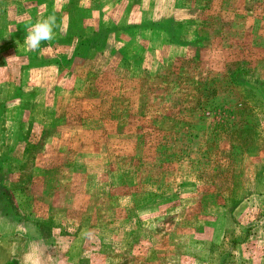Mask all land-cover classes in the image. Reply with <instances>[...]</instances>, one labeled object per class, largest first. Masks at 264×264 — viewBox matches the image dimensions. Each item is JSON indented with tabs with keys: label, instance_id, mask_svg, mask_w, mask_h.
<instances>
[{
	"label": "rangeland",
	"instance_id": "rangeland-1",
	"mask_svg": "<svg viewBox=\"0 0 264 264\" xmlns=\"http://www.w3.org/2000/svg\"><path fill=\"white\" fill-rule=\"evenodd\" d=\"M0 264H264V0H0Z\"/></svg>",
	"mask_w": 264,
	"mask_h": 264
},
{
	"label": "clouds",
	"instance_id": "clouds-1",
	"mask_svg": "<svg viewBox=\"0 0 264 264\" xmlns=\"http://www.w3.org/2000/svg\"><path fill=\"white\" fill-rule=\"evenodd\" d=\"M59 28L57 18L52 15L39 20L26 28L24 44L29 51H39L41 45L56 39V29Z\"/></svg>",
	"mask_w": 264,
	"mask_h": 264
},
{
	"label": "trees",
	"instance_id": "trees-1",
	"mask_svg": "<svg viewBox=\"0 0 264 264\" xmlns=\"http://www.w3.org/2000/svg\"><path fill=\"white\" fill-rule=\"evenodd\" d=\"M157 23H158V22H157ZM157 23H156V24H157ZM86 44H87V43H84V45H86ZM79 54H80V53H79Z\"/></svg>",
	"mask_w": 264,
	"mask_h": 264
}]
</instances>
